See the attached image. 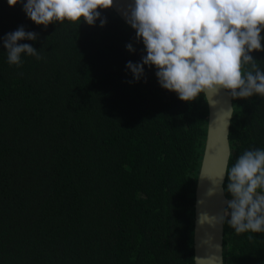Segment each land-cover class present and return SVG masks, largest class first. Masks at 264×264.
Instances as JSON below:
<instances>
[{"label": "trees", "instance_id": "16d2710c", "mask_svg": "<svg viewBox=\"0 0 264 264\" xmlns=\"http://www.w3.org/2000/svg\"><path fill=\"white\" fill-rule=\"evenodd\" d=\"M101 17L45 28L0 0V37L24 26L39 37L20 43L40 55L9 65L0 41V264H192L203 93L181 101L154 66L135 80L126 64L142 41L111 8ZM253 56L264 71V52ZM231 100L227 170L264 149V96ZM222 256L264 264V232L224 220Z\"/></svg>", "mask_w": 264, "mask_h": 264}, {"label": "clouds", "instance_id": "9594fccd", "mask_svg": "<svg viewBox=\"0 0 264 264\" xmlns=\"http://www.w3.org/2000/svg\"><path fill=\"white\" fill-rule=\"evenodd\" d=\"M7 3L10 7L20 3L27 18L45 28L65 20L94 26L98 19L103 27L107 20L101 11L114 7V0ZM124 15L146 53L141 62L126 64L135 80L143 76L147 65L155 67L160 86L184 102L220 90L236 99L264 96V71L253 56L264 52V0H132ZM38 37L39 33L24 26L0 37L9 65L20 66L22 55L40 59L35 47L20 43ZM126 49L135 51L131 43ZM224 175L231 199L225 200L218 221L227 220L237 234L264 232V149L244 151Z\"/></svg>", "mask_w": 264, "mask_h": 264}, {"label": "water", "instance_id": "95a60500", "mask_svg": "<svg viewBox=\"0 0 264 264\" xmlns=\"http://www.w3.org/2000/svg\"><path fill=\"white\" fill-rule=\"evenodd\" d=\"M131 3L132 0H114L111 9L135 32L124 15V10ZM203 97L206 105L205 130L192 192V264H223L224 221H218L217 217L226 207L225 200L231 199L230 195L224 193L221 176L228 166L232 100L226 90L203 93Z\"/></svg>", "mask_w": 264, "mask_h": 264}]
</instances>
